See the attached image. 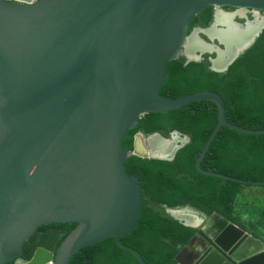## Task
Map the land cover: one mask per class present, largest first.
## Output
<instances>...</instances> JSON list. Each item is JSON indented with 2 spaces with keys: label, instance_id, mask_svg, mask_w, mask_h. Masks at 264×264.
Segmentation results:
<instances>
[{
  "label": "water",
  "instance_id": "1",
  "mask_svg": "<svg viewBox=\"0 0 264 264\" xmlns=\"http://www.w3.org/2000/svg\"><path fill=\"white\" fill-rule=\"evenodd\" d=\"M209 8L264 14V0H0V264H71L82 249L110 239L148 264L122 243L138 228L144 201L140 182L128 176L125 163L131 157L171 163L191 143L173 133L170 141L181 142L171 157L142 158L136 154L138 137L144 144L154 136L169 141L139 134L133 152H127L129 133L148 115L214 104L219 122L196 170L247 184L205 172L201 164L223 128L256 137L264 131L229 124L216 94L177 100L160 95L170 63L180 57L187 63L218 58L186 55L190 24ZM263 32L264 27L224 69L211 59V71L225 74ZM206 37L210 43L200 40L207 46L230 49ZM167 214L191 229L203 225L187 209ZM181 216H193L197 223ZM53 224L77 228L57 253L39 248L31 260L24 258L25 245ZM208 233L202 228L194 239L209 248L198 246L191 264H264V245L239 227Z\"/></svg>",
  "mask_w": 264,
  "mask_h": 264
},
{
  "label": "trees",
  "instance_id": "2",
  "mask_svg": "<svg viewBox=\"0 0 264 264\" xmlns=\"http://www.w3.org/2000/svg\"><path fill=\"white\" fill-rule=\"evenodd\" d=\"M212 10L209 8L192 20L188 35L195 28L210 25ZM213 58L206 56L203 62L187 63L180 57L170 63L160 95L177 100L200 93L216 94L224 101L229 124L248 131H264V32L225 74L211 71ZM218 122L217 107L203 102L167 114L145 116L129 133L124 143L127 152H133L134 139L139 134L169 139L171 134L178 133L191 140L174 162L131 157L125 163L128 176L139 180L144 201L138 228L122 243L141 254L146 263L180 264L182 252L200 230L185 227L167 210L190 209L212 221L214 233L232 224L264 242V221H253L239 202L246 189H264V135L245 136L223 128L201 164L205 172L247 184L204 177L197 172L196 162ZM76 228L77 225L53 224L39 229L25 245L24 258L31 260L39 248L57 253ZM71 264L140 263L110 239L82 249Z\"/></svg>",
  "mask_w": 264,
  "mask_h": 264
},
{
  "label": "bare ground",
  "instance_id": "3",
  "mask_svg": "<svg viewBox=\"0 0 264 264\" xmlns=\"http://www.w3.org/2000/svg\"><path fill=\"white\" fill-rule=\"evenodd\" d=\"M240 16L242 19L244 14L239 12L238 14H225L218 12L216 15V24L211 31L205 32V34L212 39H218L220 42L230 47L225 52H219L214 48H211L204 44L197 33H195L187 42L186 55L188 57H196L198 53L217 54L218 58L214 61L215 67L219 70L228 66L231 60L236 56L237 51L248 44L255 35L264 27V19L258 17L253 22H249L247 27H240L235 23L236 17ZM246 16V15H245ZM243 20V19H242ZM201 35V34H200ZM218 42V41H217ZM152 137V136H151ZM172 142V143H171ZM171 142H166L159 137H152L148 140L147 147H144L143 141L138 138L136 141V154L140 157H147L150 155L171 157L174 151L177 149V145H180L181 140L175 139ZM188 223L196 224L197 220L191 216L188 219L185 216H181Z\"/></svg>",
  "mask_w": 264,
  "mask_h": 264
},
{
  "label": "rangeland",
  "instance_id": "4",
  "mask_svg": "<svg viewBox=\"0 0 264 264\" xmlns=\"http://www.w3.org/2000/svg\"><path fill=\"white\" fill-rule=\"evenodd\" d=\"M211 57H214V56H211ZM166 140L171 142L170 138L166 139ZM145 146H146V143H145ZM239 202L241 203L242 211L243 212H245V211L248 212L249 216L253 219V221H256V220L264 221V189L263 188H249V189H246L245 193H243L240 196ZM187 211L194 212V211H192L190 209H187ZM196 214H198V213H196ZM198 216H199V214H198ZM200 218L203 220L202 228H206V230L208 228V231H209L210 224H213L212 221H210V220H208V219H206L204 217L203 218L200 217ZM258 241H260V240H258ZM260 242L264 245L263 241H260ZM197 244L202 245V243L197 240V242L195 244H192L190 249L185 250L181 254L180 259L183 260L184 262L193 261V259H195L196 256L199 255L193 249L194 246H197ZM185 264H187V263H185Z\"/></svg>",
  "mask_w": 264,
  "mask_h": 264
},
{
  "label": "flooded vegetation",
  "instance_id": "5",
  "mask_svg": "<svg viewBox=\"0 0 264 264\" xmlns=\"http://www.w3.org/2000/svg\"><path fill=\"white\" fill-rule=\"evenodd\" d=\"M218 12H222V13H225V14H238L239 12H242L244 14L243 16V20L242 19H239L240 16L238 15L236 17V20H235V23L236 24H239L243 27H247V24L249 22H253L256 18V14H259L258 17H261L260 19H264V14L263 13H260V12H256V11H253V10H235V9H213L212 10V21L210 23L209 26H207V28H195L190 36L194 35L195 33L198 34L199 38L204 40L205 42L207 43H210V40L206 37V34L205 32H208V31H211L213 29V27L215 26L214 24H216V15ZM246 15V16H245ZM238 22V23H237ZM201 34V35H200ZM213 45H217L218 46V42L215 41L213 43ZM221 49H223L222 46H219ZM139 138V137H138ZM143 145L144 147H147V144L145 146L144 142H143ZM200 217L203 218V216L199 215ZM210 231H214V225L213 224H210ZM214 232H212L213 234ZM211 233H208L207 235L211 236L212 235ZM200 240V239H199ZM200 242L202 243V245H204L205 249H208L209 246L201 239ZM191 262V261H190Z\"/></svg>",
  "mask_w": 264,
  "mask_h": 264
},
{
  "label": "crops",
  "instance_id": "6",
  "mask_svg": "<svg viewBox=\"0 0 264 264\" xmlns=\"http://www.w3.org/2000/svg\"><path fill=\"white\" fill-rule=\"evenodd\" d=\"M202 226H203V225H202ZM201 229H202V227L200 228L199 232L201 231ZM212 232H213V231H212V230L210 231V228H209V233H211V234H212ZM198 241L200 242V240H198ZM196 242H197V241H196ZM196 242H195V243H196ZM195 243H193V244H195ZM199 244H200V243H199ZM199 244H197V246H194V248H193V249L195 250V252H196V250H197V247H198V246H201V245H199ZM191 246H192V244H191L189 247H187L185 250H188V249H190V248H191ZM185 250H184V251H185ZM184 251H183V252H184ZM183 252H182V253H183ZM185 263H187V264H191V263H192V261H191V262H190V261H186Z\"/></svg>",
  "mask_w": 264,
  "mask_h": 264
},
{
  "label": "built area",
  "instance_id": "7",
  "mask_svg": "<svg viewBox=\"0 0 264 264\" xmlns=\"http://www.w3.org/2000/svg\"><path fill=\"white\" fill-rule=\"evenodd\" d=\"M51 264H53V262Z\"/></svg>",
  "mask_w": 264,
  "mask_h": 264
}]
</instances>
